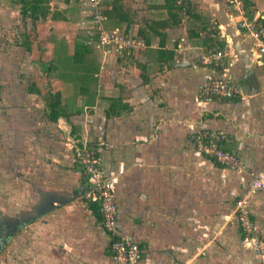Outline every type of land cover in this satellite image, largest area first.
Instances as JSON below:
<instances>
[{
    "label": "crops",
    "instance_id": "obj_1",
    "mask_svg": "<svg viewBox=\"0 0 264 264\" xmlns=\"http://www.w3.org/2000/svg\"><path fill=\"white\" fill-rule=\"evenodd\" d=\"M247 2L264 13V0ZM163 4L153 8L167 16L152 20L169 17ZM209 6L207 19L200 13L203 21L216 17L227 24L226 0ZM110 20L113 27L139 23ZM160 30L166 33L164 45L153 33L146 50H112L104 59L100 50V60L94 49L99 69L87 85L89 94L80 84L71 92L77 85L60 80L57 90L67 115L58 121L48 111L44 118L31 114L28 127L21 119L14 118L12 127L1 120L0 130L11 132L4 140L16 158L0 167H14L13 195L20 200L12 221L0 222L16 224L2 244L14 242L12 264H114L99 205L85 197L84 168L71 139L98 148L105 172L115 177L120 225L140 243L142 264H259L243 244L235 208L250 172L264 171V64L229 26V39L239 44L232 71L247 97L207 99L199 91L204 67L172 48L182 35L195 43L203 39L192 38L183 16ZM201 128L225 131L221 146L236 152L247 171L224 168L200 154L193 136ZM251 209L264 236V189L252 198ZM23 214L29 215L17 218Z\"/></svg>",
    "mask_w": 264,
    "mask_h": 264
},
{
    "label": "built area",
    "instance_id": "obj_2",
    "mask_svg": "<svg viewBox=\"0 0 264 264\" xmlns=\"http://www.w3.org/2000/svg\"><path fill=\"white\" fill-rule=\"evenodd\" d=\"M85 4L84 11L88 13L81 23L94 29L99 50L130 52L150 48L151 45L146 39L138 33H133L132 28L123 29L120 25L108 29L105 26L109 16L104 12L103 0H87ZM182 14L189 16L185 7ZM226 17L227 24L212 17L200 25L199 36L207 41L195 43L189 35H182L172 48L177 56H190L189 60L194 65L201 64L204 67L199 85L202 97H239L244 100L247 95L232 71L239 44L229 39L228 27H235L243 41L251 43L253 58L264 64V13L255 9L247 0H227ZM193 137L200 154L215 159L224 168L238 172L247 171L242 158L236 152L225 150L221 146V142L228 137L225 131L201 128L197 129ZM69 144L76 152L77 161L84 168L85 197L99 205L103 227L110 236L109 249L114 264H142L140 243L120 225L116 180L105 172L99 149L91 146L86 140L79 144L75 139H71ZM250 175L246 191L236 200L235 213L243 244L255 253L259 264H264V236L258 230L251 209L252 198L264 189V171H253Z\"/></svg>",
    "mask_w": 264,
    "mask_h": 264
},
{
    "label": "rangeland",
    "instance_id": "obj_3",
    "mask_svg": "<svg viewBox=\"0 0 264 264\" xmlns=\"http://www.w3.org/2000/svg\"><path fill=\"white\" fill-rule=\"evenodd\" d=\"M85 1L87 0H84V2L83 0L82 2L80 0L51 1V9L57 13L58 19H51L52 16L49 15L47 20H43L40 23V31L46 39V44L44 45L46 48V58H54V46L57 43L54 42V45L50 44L47 39L49 38L47 35L54 31L57 33L56 37L63 36L65 38L70 47V52L73 51L71 45H73L76 40H85L96 50L95 52L99 53L100 60H102L96 42L97 34L94 32V29L81 23L82 19L85 18L88 13V11H84V5H86ZM188 1V5L193 8L195 13H201L202 16L207 19L209 17L208 15H211L209 5L216 0ZM163 2H165V0H124L126 7L132 13L134 12L135 21L139 23H134L135 25H130V27H128L126 23H123L121 25L122 28H132L133 33L141 35L139 30L144 26L145 21H151L152 19H156V17L167 16L165 10L162 11L159 8H153L155 5L160 6ZM105 3V0H103V7ZM182 16L184 26L190 29L196 26V29H198L200 20L196 19L191 14H189V16L187 14H182ZM202 16L201 19L203 20ZM142 24L143 26H140ZM114 25L115 23L112 20H108L105 23L108 29L113 28ZM32 27L33 22L31 18L26 19L22 16L21 5L19 3L15 0H0V123L1 120L4 119L6 126L7 124L10 125L8 127H12L11 122L14 121V118L17 119V121L21 119V124L25 127H28L29 121H31L29 120V117L32 118V116H30L31 114L44 118L46 111L49 110L47 100H49L48 97H50L47 92L48 88H45V85L48 84L53 86L54 90L61 87V77L57 72H53L48 78H44L43 69L48 67V65L45 64V62L42 64L35 62L38 55L36 50L34 49L32 52H27V50H25L26 47L22 45L26 31ZM102 53V55H104L102 58L104 59L110 52L102 51ZM61 65L63 67L76 68L70 59H67V62L62 61ZM94 67L99 69L98 64L94 65ZM71 73L72 74H67L64 77L65 81L77 85L74 86V89H70L73 90L71 92L77 91L80 85L83 86L85 84L84 86H87L93 82V80H84L80 72L71 71ZM75 73L77 74L76 77L73 76ZM33 84L37 85L42 92H30ZM28 112H30V114H28ZM8 130L9 128H7L5 132L0 130V133L1 131L4 133L1 134L2 137H0V150L3 148L2 153L4 152V155L0 154V164L6 161L11 164L15 157L12 155L13 152L9 151L7 148L9 142L4 140L5 134L11 135V132ZM68 143H70V140ZM69 146L71 148L70 144ZM4 148H7L8 151L4 150ZM14 170V167L10 165H7L5 168L0 167V222L2 219L11 222L15 215L18 214L16 211V209H18L16 201L18 202L20 200L15 199L13 195ZM4 212L6 214H3ZM28 215L29 214H23L17 218L28 217ZM13 255L14 242L11 241L6 248H0V264H12Z\"/></svg>",
    "mask_w": 264,
    "mask_h": 264
},
{
    "label": "trees",
    "instance_id": "obj_4",
    "mask_svg": "<svg viewBox=\"0 0 264 264\" xmlns=\"http://www.w3.org/2000/svg\"><path fill=\"white\" fill-rule=\"evenodd\" d=\"M21 5V13L24 18H31L33 22V27L26 31L24 36V41L22 45L30 52L36 50L38 53L36 60L48 63V67L44 72V78H48L53 72L64 79L67 74H72L71 71L80 72L83 76V79L94 80V48L85 40H76L73 44V51L70 52L69 45L67 44L65 38L57 39L56 33L51 32V41L56 42L54 46V58L48 59L45 56V47L46 39L43 37L42 32L40 31V23L43 20H47L49 15L52 16V19L57 20L58 15L55 11L51 9L52 0H15ZM104 12L109 16L110 19H114L117 23L134 22V14L126 7L124 0H105ZM188 0H165L163 8H166L169 13V17L162 20H151L147 26L141 28L139 33L146 38V41L150 42V35L157 34L161 36V44L165 43L166 33L162 32L161 28H167L170 25L179 24L182 20V9L185 7L188 14L193 15L196 19L200 20V25L205 23L201 19V14L195 13L193 8L188 5ZM59 14V13H58ZM199 25V27H200ZM192 38L199 39L198 30L195 27L191 28ZM49 41V38H47ZM207 40H201L205 42ZM163 53V52H162ZM173 55V54H172ZM70 59L76 68L63 67L62 61ZM61 65V66H59ZM83 65V66H81ZM82 68V70H81ZM76 73L73 75L76 77ZM85 85V84H84ZM82 86L81 90L83 94H89V89L87 86ZM45 88H48L49 100H47L48 117L53 121H58L60 117L66 116L67 112L63 104V93L61 90H54L53 86L46 84ZM30 92L32 93H41L42 90L35 84L31 87ZM10 237H7L4 242L7 243Z\"/></svg>",
    "mask_w": 264,
    "mask_h": 264
},
{
    "label": "flooded vegetation",
    "instance_id": "obj_5",
    "mask_svg": "<svg viewBox=\"0 0 264 264\" xmlns=\"http://www.w3.org/2000/svg\"><path fill=\"white\" fill-rule=\"evenodd\" d=\"M15 228V223H3L0 225V248H2L4 240L14 232Z\"/></svg>",
    "mask_w": 264,
    "mask_h": 264
},
{
    "label": "water",
    "instance_id": "obj_6",
    "mask_svg": "<svg viewBox=\"0 0 264 264\" xmlns=\"http://www.w3.org/2000/svg\"><path fill=\"white\" fill-rule=\"evenodd\" d=\"M246 92V91H245Z\"/></svg>",
    "mask_w": 264,
    "mask_h": 264
}]
</instances>
